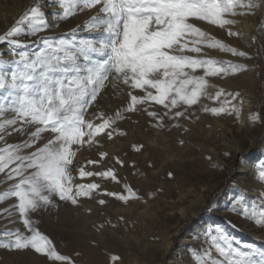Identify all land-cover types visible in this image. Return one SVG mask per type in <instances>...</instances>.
I'll return each mask as SVG.
<instances>
[{
  "label": "rangeland",
  "instance_id": "obj_1",
  "mask_svg": "<svg viewBox=\"0 0 264 264\" xmlns=\"http://www.w3.org/2000/svg\"><path fill=\"white\" fill-rule=\"evenodd\" d=\"M28 1L32 0H0V34L10 29L31 6L38 5L47 14L42 1L34 5ZM85 11H77L75 16L62 21L57 17L52 25L46 16L50 28L37 36L21 34V48L16 49L7 42L0 43V60L10 62L18 59V56H13L14 51H38L42 46L39 37L77 41L96 39V32L87 31L85 26L79 25ZM232 18L237 23L229 27L240 33L254 21V49L245 46L242 36H228L226 29L205 21L192 22L230 47L247 53V56H233L210 48H204L201 54H188L211 58L221 64L243 65V69L234 74L230 71L228 75L206 77L209 85H213L206 89L207 96H201L192 106L180 104L172 110L173 113L182 111L184 115L181 117L165 116L167 110L152 101L137 104V110L133 112H123V118L106 130L113 132L112 139L102 133L96 138L99 141L97 145H85L74 158L73 184L97 183L100 187L89 196L79 197L76 205L53 195L52 206L30 213L35 227L74 264H197L199 255L205 250L214 251L209 246L213 239L221 235L229 239L233 246L242 249L249 244L264 249V237L260 235L264 230L249 218L253 210L258 212L264 207V181L260 179V174L264 172V8L256 9L254 14ZM73 29H76L74 34ZM11 66L9 64V68ZM194 75H203V70L197 69ZM220 89L224 93H239V96L234 100L227 95L213 99ZM129 90L123 84L116 89L109 86L86 119H92V113L97 109L114 116L117 110L126 108L130 102ZM131 91L133 95H145L140 89ZM151 91L154 93V90ZM249 101H253L251 115L257 119L253 121L251 116L246 128L239 130L243 106ZM222 105L229 111L233 105L239 108V118L235 113L213 115L204 110ZM149 111L155 112L156 117L149 116ZM7 115L10 117L12 114ZM224 125L238 131L242 139L255 132L252 146L246 145L243 153L230 160L227 149L219 141ZM44 135L45 141L42 142H46L49 134ZM23 139L24 136L14 133L6 138V142L19 143ZM213 147L218 156L212 151ZM249 150L260 156L255 167L243 174L238 163ZM101 151L107 153L103 160L99 156ZM117 157L123 161V166L116 163ZM88 160L99 163L88 164ZM81 167L92 172L112 168L119 182L95 175L81 178L78 172ZM10 183L12 181L0 183V191ZM125 184L140 199L132 198L124 202L105 194L127 195ZM101 199L105 201L103 205L98 202ZM15 203L14 197L0 203V242L7 240L3 234L7 230L18 229L25 235L30 234L18 211L10 217L3 214V209ZM252 229L258 233L249 235L246 232ZM113 256L118 259L113 260ZM0 264L60 262L50 261L31 249L14 251L0 248Z\"/></svg>",
  "mask_w": 264,
  "mask_h": 264
},
{
  "label": "snow or ice",
  "instance_id": "obj_2",
  "mask_svg": "<svg viewBox=\"0 0 264 264\" xmlns=\"http://www.w3.org/2000/svg\"><path fill=\"white\" fill-rule=\"evenodd\" d=\"M58 7L62 12L56 15L61 21L77 11L95 9L85 29L98 36L78 41L39 37L42 46L38 51H14L13 56L18 59L0 60V183L12 181L0 191V203L14 197L17 203L3 209V214L10 217L18 211L30 233L7 230L3 233L7 240L0 242V248L31 249L50 261L74 264L35 227L30 213L52 206L53 195L76 205L79 197L89 196L100 187L97 183L73 184L74 158L85 145H97L100 134L112 139L113 132L106 130L123 118V112H133L137 104L152 101L167 110L165 116L181 117L182 111L172 110L180 104L192 106L201 96H207L206 89L213 85H209L206 77L228 75L230 71L234 74L243 69V65L221 64L211 58L189 55L210 48L247 56L192 21H205L226 29L230 37H239L242 33L229 27L237 23L232 17L254 14L256 9L264 8V0H58ZM46 15L38 5L31 6L10 29L0 34V43L21 48V34L37 36L50 28ZM75 31L72 30L73 34ZM197 69H202L203 75H194ZM120 84L130 89L127 107L117 110L114 116L97 109L92 119H86L102 93L109 86L116 89ZM131 89H140L145 95H133ZM221 95L234 100L239 93H224L220 89L213 99ZM204 110L213 115L235 113L237 118L240 114L235 105L231 111L223 105ZM8 113L12 115L9 117ZM148 115L156 117L155 112L149 111ZM251 119L255 121L257 117ZM14 133L25 139L7 143L6 138ZM46 133L49 134L46 142H42ZM99 156L103 160L107 153L101 151ZM115 161L123 166L118 157ZM78 172L81 178L95 175L119 182L112 168L92 172L81 167ZM260 179L264 181V172ZM124 189L127 195L105 194L124 202L140 199L129 185L125 184ZM98 202L105 203L102 199ZM249 218L264 230V207L258 212L253 210ZM209 247L214 251L205 250L197 264H264V249L251 244L244 249L233 246L223 235L213 239Z\"/></svg>",
  "mask_w": 264,
  "mask_h": 264
},
{
  "label": "bare ground",
  "instance_id": "obj_3",
  "mask_svg": "<svg viewBox=\"0 0 264 264\" xmlns=\"http://www.w3.org/2000/svg\"><path fill=\"white\" fill-rule=\"evenodd\" d=\"M38 1H42L41 3H43V7H45L47 9V15L46 16H48L50 24L52 25V23H51L52 21L55 24L56 23V19L58 17L56 14H57V12H59L58 0H32L31 2L30 1H28V2H30L29 4L34 5ZM41 6H42V4H41ZM94 14H95V9L86 10L84 12V14L82 15V17L80 15L82 21L79 23V25L85 26L86 22ZM11 21L12 20H10V22ZM73 23H74V21H73ZM66 25H68V24H66ZM63 27H65V26H63ZM69 30L71 31V29H69ZM255 30H256V24L253 21V23H250L242 31V35L241 36L244 39L245 46L249 47L250 49L253 48V45H252L253 40L252 39H253V34L255 33ZM252 111H253V101H249L248 103H245V105L243 106L242 112H241V116H240V123H239V128H238L239 130L241 128H246L248 122L251 120L250 117L252 116L251 115ZM252 132H253V134L251 133L249 138L242 139V138H240L241 136H238V131H234L232 128L224 125V129L221 130V133L219 135V141L223 144V148L227 149L228 155H230L228 157V160H230L231 158L233 159L235 156H237L240 153H243V149H244V147L246 145L249 146V147L252 146V144L254 143V134H255L254 131H252ZM218 147H220V145H218ZM212 151L214 152L215 156H218L217 155L218 153L215 152V147L212 148ZM249 151L246 152V154H245L246 156L243 157V159L240 160L239 163H238V168L243 171V174L246 172V170L249 171V170H252L255 167V163L257 162V160L259 159V156H260L256 152L254 153L252 151H250V152ZM214 186H215V184L212 186V188ZM183 214H184V212H183ZM246 232L249 235H251V234L255 235L256 233H258L254 229L246 230ZM260 235L262 237H264V233L261 232ZM148 264H155V263H148Z\"/></svg>",
  "mask_w": 264,
  "mask_h": 264
}]
</instances>
